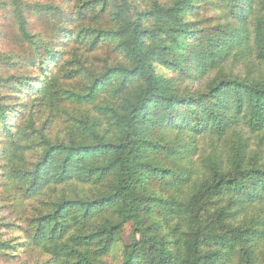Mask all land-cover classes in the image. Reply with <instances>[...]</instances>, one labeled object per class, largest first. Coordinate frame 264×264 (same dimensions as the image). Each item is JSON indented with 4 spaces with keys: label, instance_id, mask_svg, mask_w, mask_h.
<instances>
[{
    "label": "trees",
    "instance_id": "obj_1",
    "mask_svg": "<svg viewBox=\"0 0 264 264\" xmlns=\"http://www.w3.org/2000/svg\"><path fill=\"white\" fill-rule=\"evenodd\" d=\"M1 7L0 264H264V0Z\"/></svg>",
    "mask_w": 264,
    "mask_h": 264
},
{
    "label": "rangeland",
    "instance_id": "obj_2",
    "mask_svg": "<svg viewBox=\"0 0 264 264\" xmlns=\"http://www.w3.org/2000/svg\"><path fill=\"white\" fill-rule=\"evenodd\" d=\"M57 2H60V0H56ZM105 23H102L101 25H103ZM0 52H6V51H17V52H25V48L23 47V45L18 42L14 37H13V32H12V25L9 19V12L7 9L5 8H0ZM56 45V44H55ZM55 47V46H54ZM58 48V47H56ZM106 55L108 56L106 53H102V55ZM110 60L109 62H111V57L113 56H109ZM113 59V58H112ZM29 66H27L26 68L28 70H30V73L33 75H36L37 78V82L36 84L38 85L40 83V80H42L44 78L43 75H40V73L38 72V70L36 69L35 71L33 70V67L30 66L32 64H27ZM64 82L66 83V81L64 80ZM130 227L126 226L125 231L123 233V240H126L127 235H128V231H129ZM119 245H116L115 247H118ZM262 248H264V242L261 246ZM114 252H116L115 248L113 250Z\"/></svg>",
    "mask_w": 264,
    "mask_h": 264
}]
</instances>
